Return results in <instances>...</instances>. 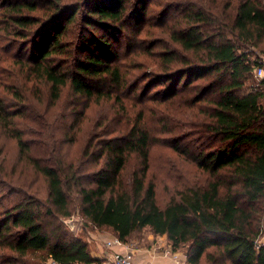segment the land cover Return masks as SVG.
<instances>
[{"label": "trees", "instance_id": "trees-1", "mask_svg": "<svg viewBox=\"0 0 264 264\" xmlns=\"http://www.w3.org/2000/svg\"><path fill=\"white\" fill-rule=\"evenodd\" d=\"M146 2L0 0V264L99 262L76 212L124 242L165 234L187 264H264V0H164L159 70L136 75L114 43ZM156 144L191 166L164 205Z\"/></svg>", "mask_w": 264, "mask_h": 264}, {"label": "rangeland", "instance_id": "rangeland-1", "mask_svg": "<svg viewBox=\"0 0 264 264\" xmlns=\"http://www.w3.org/2000/svg\"><path fill=\"white\" fill-rule=\"evenodd\" d=\"M147 1L148 2L146 3H148V6L151 7V10L154 13L141 15V13L138 12L131 20V24L128 26V28L123 30L124 34L118 36L119 43H114V46H117L116 48L122 55H128L130 58L132 57L133 60L138 61L137 64H135L137 66L133 70L136 75H139L144 71L150 72L151 70H159L161 53L163 51L161 47L168 41V32H164L165 29L155 26V23H157L156 21L158 20L159 16L161 17L162 11L172 6H169V3L167 2H165V4L164 0ZM160 2H162V4ZM175 12H177V10L172 7V9L166 13L164 19L169 18L170 15ZM2 27L3 24H0V28ZM25 53H27V51ZM3 54L4 53L0 52V57ZM25 55V57L28 56L27 54ZM256 77L257 76L254 75V78L259 81L260 78ZM29 85H31V83ZM159 87L162 86L156 83L151 91H155ZM27 93L30 97L35 95L41 100L48 99L47 96H45V91L42 88L32 89L31 87H29ZM32 101H36V99ZM151 105L154 106L155 104ZM156 120L157 117L152 113H150V115L147 117L148 123L154 129L157 127ZM0 143L8 151V156L15 157L14 140L10 139L9 137H2L0 139ZM190 170L191 166L187 162H185L179 155H177L171 148L160 144H156L152 147L150 177L153 178L157 183V198L158 202L161 205H164V203L169 199L170 193H172L167 188H171L172 184L177 181L181 173H187L190 172ZM73 217L78 218L80 221L77 230L73 232L89 241L90 231L92 230V228L85 227L83 217H81L77 212L73 215ZM262 226L264 227V215L262 216ZM262 234L263 238L261 239L262 241H264V232ZM180 251L185 255L184 249H180ZM108 257L111 264L112 260L109 255ZM32 264L42 263L33 261Z\"/></svg>", "mask_w": 264, "mask_h": 264}, {"label": "crops", "instance_id": "crops-1", "mask_svg": "<svg viewBox=\"0 0 264 264\" xmlns=\"http://www.w3.org/2000/svg\"><path fill=\"white\" fill-rule=\"evenodd\" d=\"M113 237L115 235L108 231H90L92 255L100 259L99 262L91 264H110L108 255L113 250L130 251L136 261L142 264H187L186 256L180 250L172 249L165 234H155L149 230L134 232L122 245L106 247L105 242Z\"/></svg>", "mask_w": 264, "mask_h": 264}, {"label": "built area", "instance_id": "built-area-1", "mask_svg": "<svg viewBox=\"0 0 264 264\" xmlns=\"http://www.w3.org/2000/svg\"><path fill=\"white\" fill-rule=\"evenodd\" d=\"M255 75L257 77L264 78V67L260 66L255 69ZM262 241V240H261ZM259 241V242H261ZM123 241L120 240L118 237H113L112 239L105 242L106 247L112 248L118 245H122ZM112 264H142L138 261H136L134 255L130 251H117L113 250L109 254ZM47 264H62L58 261H55L53 259H50L46 261Z\"/></svg>", "mask_w": 264, "mask_h": 264}, {"label": "water", "instance_id": "water-1", "mask_svg": "<svg viewBox=\"0 0 264 264\" xmlns=\"http://www.w3.org/2000/svg\"><path fill=\"white\" fill-rule=\"evenodd\" d=\"M65 222L72 231H76L80 223L79 219L75 217L66 219Z\"/></svg>", "mask_w": 264, "mask_h": 264}]
</instances>
